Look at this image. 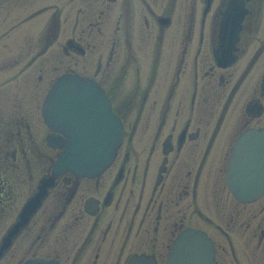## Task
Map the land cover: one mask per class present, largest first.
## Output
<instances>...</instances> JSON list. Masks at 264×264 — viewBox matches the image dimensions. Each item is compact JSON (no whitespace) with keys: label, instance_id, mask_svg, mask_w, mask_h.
<instances>
[{"label":"flooded vegetation","instance_id":"flooded-vegetation-1","mask_svg":"<svg viewBox=\"0 0 264 264\" xmlns=\"http://www.w3.org/2000/svg\"><path fill=\"white\" fill-rule=\"evenodd\" d=\"M66 74L103 89L125 136L99 175L57 177L13 233L64 151L44 103ZM243 139L264 149V0H0V264H168L191 228L213 264H264V192L244 201L228 180Z\"/></svg>","mask_w":264,"mask_h":264},{"label":"water","instance_id":"water-1","mask_svg":"<svg viewBox=\"0 0 264 264\" xmlns=\"http://www.w3.org/2000/svg\"><path fill=\"white\" fill-rule=\"evenodd\" d=\"M234 14V11H233ZM231 13L227 16L228 26L232 23ZM232 30L238 33L239 22H233ZM237 27V28H236ZM229 28V27H228ZM227 47L224 58L230 54L233 40ZM92 80L78 75H65L50 90L45 106V117L51 126L63 125L68 140L66 149L54 168L59 175L72 170L78 175H96L114 159L123 139L122 125L111 111L110 102ZM102 95L103 98H100ZM240 152L231 164L230 182L242 199H252L264 190V166L241 162ZM52 182L45 180L39 192L24 207L22 222L41 204ZM213 243L202 232H186L176 242L170 264H212Z\"/></svg>","mask_w":264,"mask_h":264}]
</instances>
